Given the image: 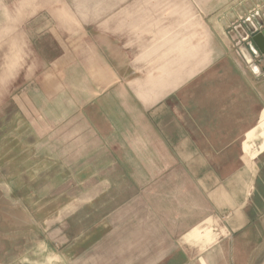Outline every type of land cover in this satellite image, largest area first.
Here are the masks:
<instances>
[{
    "label": "crops",
    "instance_id": "0c3cea01",
    "mask_svg": "<svg viewBox=\"0 0 264 264\" xmlns=\"http://www.w3.org/2000/svg\"><path fill=\"white\" fill-rule=\"evenodd\" d=\"M256 2L252 7L241 3V39L249 27L264 25V1ZM48 31L29 49L33 60L23 84L19 73L12 79V106L28 122L57 112L64 119L69 112L80 114L91 142H77L76 157L89 152L81 166L107 169L105 179L92 174L74 180L91 185L81 198L95 201L110 186L122 193L106 213V223L90 230L99 235L80 247L76 238L59 239L55 252L52 241H45L48 255L39 250L43 264H228L226 234L235 237L243 228L237 189L243 175L216 170L211 153H221V160L237 144L241 152L246 134L257 125L264 96L260 107L259 85L248 78L257 69L234 64L233 73L227 69L217 87L210 85V65L196 61L194 33L188 32L169 57L138 55L141 72L148 63L155 71L121 78V71H130L129 54L118 51L112 38L97 45L84 31L69 37L59 25ZM74 134L84 135V128ZM195 230L209 232L210 239H196ZM234 240L231 262L243 264L241 243ZM26 259L10 264H38Z\"/></svg>",
    "mask_w": 264,
    "mask_h": 264
},
{
    "label": "rangeland",
    "instance_id": "374dc122",
    "mask_svg": "<svg viewBox=\"0 0 264 264\" xmlns=\"http://www.w3.org/2000/svg\"><path fill=\"white\" fill-rule=\"evenodd\" d=\"M242 1L244 7L257 4L256 0H0V262H21L27 257L26 263L43 264V254L49 252L43 244L47 240L53 244L67 239L69 243L76 238V247L85 246L101 233L90 230L106 223V213L122 193V188L110 186L95 201L81 198L91 185L74 180L92 174L105 179L107 169L81 166L89 161V152L76 157L75 144L91 142L80 114L69 112L64 119L57 112L28 122L12 106L10 94L16 87L12 79L19 73V86L25 81L22 77L33 60L29 49L37 38L56 25L66 37L84 31L97 45L101 38H112L109 42L118 51L129 54L131 68L121 71V78L125 73L124 78L133 79L155 71L152 63L143 72L142 65L138 69L139 54L146 51L151 60L155 53L169 57L174 44L180 48L187 33L193 32L196 61L204 59L210 65L206 70L212 75L210 85L217 87L218 77L224 72L227 77V69L233 73L234 64L257 69L255 59L242 51L237 27ZM257 72L248 78L259 85L261 107L264 70ZM83 128L84 135L74 134ZM218 154L211 153L216 170L228 175L241 170L243 175L242 184L237 185L242 192L243 228L235 237L226 234L228 264H234V249L229 248L234 239L241 243L243 264H264V110L246 134L241 152L237 144L221 160ZM219 163L223 166L218 167ZM102 185L105 191L107 185ZM209 234L192 233L196 239L207 240ZM51 250L55 252L57 246L53 244Z\"/></svg>",
    "mask_w": 264,
    "mask_h": 264
},
{
    "label": "water",
    "instance_id": "95a60500",
    "mask_svg": "<svg viewBox=\"0 0 264 264\" xmlns=\"http://www.w3.org/2000/svg\"><path fill=\"white\" fill-rule=\"evenodd\" d=\"M244 47L242 51H246L253 59L254 66L259 70H264V25H257L253 28L249 27L247 35L242 39ZM245 54V52H243Z\"/></svg>",
    "mask_w": 264,
    "mask_h": 264
},
{
    "label": "bare ground",
    "instance_id": "6f19581e",
    "mask_svg": "<svg viewBox=\"0 0 264 264\" xmlns=\"http://www.w3.org/2000/svg\"><path fill=\"white\" fill-rule=\"evenodd\" d=\"M224 187V186H223Z\"/></svg>",
    "mask_w": 264,
    "mask_h": 264
}]
</instances>
